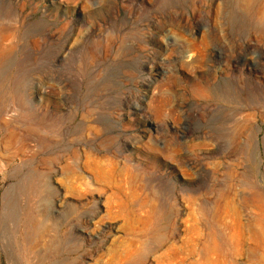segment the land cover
I'll list each match as a JSON object with an SVG mask.
<instances>
[{
  "label": "rangeland",
  "instance_id": "rangeland-1",
  "mask_svg": "<svg viewBox=\"0 0 264 264\" xmlns=\"http://www.w3.org/2000/svg\"><path fill=\"white\" fill-rule=\"evenodd\" d=\"M0 264H264V0H0Z\"/></svg>",
  "mask_w": 264,
  "mask_h": 264
}]
</instances>
